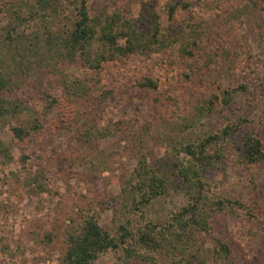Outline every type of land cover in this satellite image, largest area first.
<instances>
[{"label": "rangeland", "instance_id": "obj_1", "mask_svg": "<svg viewBox=\"0 0 264 264\" xmlns=\"http://www.w3.org/2000/svg\"><path fill=\"white\" fill-rule=\"evenodd\" d=\"M170 1L104 0L103 4L133 20L139 33L148 31L152 12L165 27L185 25L191 14L201 26L198 45L202 50L208 45L216 51L237 48L247 36L254 56L250 77V69L242 71V66L207 73L209 80L217 78L224 87L245 84L247 88L217 113L196 109L210 81L198 84L191 75L190 82L185 76L187 69L172 64L167 55H132L122 62L103 63L101 68L84 61L70 65L53 59L39 66V55L29 47L34 43L33 33L42 29L40 18L31 14L35 0H0L1 72L14 69L9 51L19 49L25 58L20 59L19 87L11 92V98L29 106L22 120L27 121L34 112L45 124L35 136L27 160L14 140L11 125L0 130V140L13 155L6 164L0 160V264H60L62 230L69 218L81 211L96 212L100 225L114 234L120 222L135 229L170 218L188 200L182 185H174L154 200L144 215L134 212L122 196L124 180L142 156L150 164H158L172 152V144L179 147L206 133L219 132L238 115L248 118L264 138V43L260 35L264 11L254 9L250 0H222L217 7L208 0H185L191 6L180 8L176 21L171 22L166 11ZM70 2L64 0L69 8ZM97 5V0H89L90 8ZM62 18L60 14L49 20L62 23ZM99 49L95 44L93 50ZM145 77L161 79L163 87H141ZM70 95L74 100L68 99ZM246 130H237L229 142L220 143L227 153L217 166L208 167L206 174L217 198L242 200L246 205L238 214L228 209L222 213L240 246V255L232 264H264V164L252 166L241 161ZM99 131L107 135L103 137ZM40 185L46 189L41 190ZM211 245L207 241V246ZM164 260L157 258L158 262ZM96 264L155 263L135 257L125 261L124 252L110 249Z\"/></svg>", "mask_w": 264, "mask_h": 264}, {"label": "trees", "instance_id": "obj_2", "mask_svg": "<svg viewBox=\"0 0 264 264\" xmlns=\"http://www.w3.org/2000/svg\"><path fill=\"white\" fill-rule=\"evenodd\" d=\"M208 1L215 7L222 2ZM250 1L254 9L264 11V0ZM97 2V6L90 8L89 0H71L69 8L64 0H35L31 14L40 18L42 29L33 33L34 43H30L29 47L39 55V66L53 59L70 65L84 61L90 67L101 68L103 63L122 62L132 55L147 58L167 55L172 64L187 69L185 76L190 82L191 75L195 77L193 82L196 80L198 84L210 81L207 93L196 106L207 114L217 113L222 107L230 105L238 91H247L245 84L228 88L219 79L209 80L207 76V73H212L211 69L218 73L225 66L232 70L242 66V71L250 69L247 75L250 77L254 56L247 36L241 38V45L237 48L227 46L216 51L208 45L207 50H202L198 45L201 26L194 23L195 18L191 14L185 25L169 24L165 27L159 15L152 12L148 31L139 33L133 20L119 10L111 12L109 5L103 4L104 0ZM190 6L185 0H171L166 7L169 21H176L180 8L188 9ZM60 14L63 15L62 23L50 21ZM260 27L264 43V21ZM95 44L100 47L98 52L93 50ZM18 50L13 48L9 51L13 70L1 72L0 57V130L11 125L14 140L24 153L23 159L27 160L35 136L45 129V124L34 112L27 121L22 120L29 106L17 97L11 98V92L19 87L16 77L23 69L20 59L23 61L25 58ZM140 86L159 90L163 81L145 77ZM72 95L68 99L74 100ZM75 97L79 96L76 94ZM245 127L241 161L252 166L264 164V138L248 118L240 115L235 121L226 123L219 132L206 133L203 138L185 142L179 147L172 144V152L158 164H150L142 156L122 185V196L129 200L132 210L144 215V210L174 185H182L186 190V204L164 221H150L135 229L128 222H120L116 234L100 225V216L96 212L88 210L73 214L61 233L63 248L60 264H96L101 255L110 249L124 252L125 261L135 257L155 264H232L240 255V246L236 244L222 213L228 209L238 214L246 205L242 200L217 198L209 187L206 170L217 166L227 153V148L220 143L229 142L237 130ZM99 132L103 137L107 135L106 131ZM12 158L11 148L0 140V160L6 164ZM93 167L96 169L98 166ZM39 187L46 189L44 185ZM52 235L49 232L47 237ZM207 241L212 245L207 246ZM158 256L165 260L158 262Z\"/></svg>", "mask_w": 264, "mask_h": 264}]
</instances>
